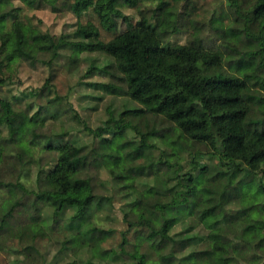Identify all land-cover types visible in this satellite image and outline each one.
<instances>
[{
	"label": "trees",
	"instance_id": "16d2710c",
	"mask_svg": "<svg viewBox=\"0 0 264 264\" xmlns=\"http://www.w3.org/2000/svg\"><path fill=\"white\" fill-rule=\"evenodd\" d=\"M180 1L183 0H172ZM28 2L30 7L38 6L37 0ZM7 3L8 0H0V28L12 20L19 47L28 57L34 58L37 51L47 47L57 53L85 47L101 51L115 60L102 72L110 73L112 69L123 73L127 95L147 105L145 112L162 116L187 139L204 143L218 160L217 171L212 174H205L203 169L197 173L182 172L180 168L170 183L155 175L142 189L134 185L121 188L126 196L132 197L129 208L138 220L125 233L127 236L132 231L135 238L132 264H148L153 250L161 253L160 264H197L196 255L207 252L213 254L214 264H237L238 261L257 264L261 257L253 251L261 250L264 245V203L256 202L264 200V195L250 196L243 188L264 171V97L253 107L243 93L249 88L264 93V77L249 85L243 75L256 67L264 73V0H256L253 10L255 19L261 22L258 34L248 35L245 46L223 36L222 54L202 46L166 43L171 32L160 26L162 15L170 8L163 1L151 12L139 11L137 24L121 33L112 27L111 16L122 17L120 3L135 7L137 0H74L69 9L77 18L75 30L71 36L57 39L19 20L16 8L4 12L2 7ZM230 3L236 5V0ZM177 29L178 26L172 33ZM1 37V48H4L7 42ZM223 61L229 72L209 76L210 70L222 68ZM95 71L92 65L88 74ZM2 106L7 114L4 120L7 137L0 142V148L18 147L19 168L15 169L14 181L0 179V192L6 193L5 199L0 198V234L11 229L16 210L25 206L26 194L33 195L35 212L51 208L48 198H52L59 201V206L51 211L53 221L65 219L63 228L68 234L70 249H86L93 257H108L111 253L102 251L101 244L112 235V230L97 225L94 220L102 209L113 207V196L99 192L91 182L87 187L70 184L76 171L71 161L75 151L36 132L40 124L56 117L50 115L47 107L39 106L29 116L12 111L11 104L5 101ZM28 107L31 110L33 105ZM118 124L116 121L110 131L111 139H101L104 149L123 136L124 127ZM172 143L176 144L173 140ZM28 144H42L57 156L43 163L41 157L35 158ZM129 144L119 143L116 151H124ZM131 153L125 155L126 160H131ZM31 166L37 168L39 175L35 188L29 192L21 180H30ZM128 167L127 174H141L145 169L130 162ZM119 173L116 178L124 176L122 171ZM261 189L264 191V186ZM233 205L238 207L233 209ZM31 219L37 224L35 216ZM49 220L50 216L46 215L42 223ZM200 226L207 230L206 235L196 231ZM177 227L182 231L169 236ZM31 231L32 239L36 238L37 230ZM33 248L31 245L27 249ZM90 260H84L83 264H91Z\"/></svg>",
	"mask_w": 264,
	"mask_h": 264
},
{
	"label": "rangeland",
	"instance_id": "374dc122",
	"mask_svg": "<svg viewBox=\"0 0 264 264\" xmlns=\"http://www.w3.org/2000/svg\"><path fill=\"white\" fill-rule=\"evenodd\" d=\"M73 1L54 0L55 6L50 11H44V4L47 3L45 1L44 4L36 6L41 9L39 15L33 16L27 23L29 22L41 32L47 33L55 39L60 36H71L75 30L77 21L76 16L69 9ZM161 1L169 3L170 8L162 15V24L160 26L162 30L171 32L166 38V43L168 44L202 46L205 49L218 51L222 54L220 46L223 42V36L230 37L232 39L231 42L234 44L245 46L248 35H257L261 27V22L255 19L253 15L256 0H236V5H232L230 0H183L178 3H174L172 0H149V2L155 4V7L145 11L151 12ZM144 2L145 0H137V6L135 7H129L125 3H120L118 9L122 17L111 16L112 27L121 33L132 29L138 21L135 19V15H124V11L129 9L135 11L141 8ZM13 3L14 0H8L7 5L2 7L3 11L7 12L11 8H14L11 7ZM16 9L18 10L17 16L19 20L24 21L20 15V11L22 10ZM80 9L83 8L81 7ZM136 14L139 15L138 12ZM148 14L150 15V13ZM11 24L12 20L9 19L0 28V37L3 33L4 35L1 39L7 42L4 48H1L0 42V142H2L3 138L7 137V129L4 124L7 114L2 106V101L10 103L12 111L25 112L29 116L36 112L39 106L47 107L50 115L56 116L50 121H61L62 115L66 116L67 111L62 112L59 107L61 104L60 92L53 85L64 76V66L67 64L69 67H80L77 57L81 51L97 53L98 58L99 56L108 57L101 51L90 47L77 48L74 51L64 49L58 53L47 47L42 51H37L34 58H30L19 47L16 32L11 27ZM58 25H62V29L59 32L57 31ZM177 26V31L172 33ZM97 62L93 61L92 65H95ZM109 70L110 73L101 71L100 74L111 75L114 70ZM223 72H229L225 61H223L221 69H212L208 72V75L216 76L223 74ZM95 73L96 71L90 75ZM25 77H27V82L41 84V87L33 89L25 88ZM259 77H264V73L259 67L243 75L244 80L249 85L253 84ZM114 79L116 80V84L112 86L104 85L103 87L113 97L108 100V103L112 105L118 102V96L127 95V92L122 91L126 86L123 76L115 77ZM117 85L121 86L122 89ZM90 87L100 88L101 86ZM21 88L24 90L21 91ZM243 94L247 103L253 107H257L259 99L264 97V93L252 88L245 90ZM51 96H55L56 99H49ZM86 99H94L96 101V108L92 112L96 114L98 122V120L102 119V108L104 107V101L108 98L80 97L77 102L79 103ZM29 104L33 105L31 110H28ZM104 110L111 115V108ZM78 115L87 119L90 125L95 122L90 111L87 109H85L84 113ZM148 115H152L151 120L147 119ZM64 118L66 119L67 117ZM73 119L75 120L77 117L74 116ZM138 120H144V126L139 130L136 127L133 128V124ZM50 121L40 124L36 132L44 137L54 138L63 148L71 147L75 151L71 157V161L75 163L76 171L70 178V184L74 187H87L91 182V184L96 185V189L99 192L113 196V207L102 209L94 220V223L97 225L102 227L107 225L104 228L112 230V235L101 244L102 251L111 253L108 256L110 261L108 257H93L92 253H89L86 249L71 250L67 243L68 234L63 228L65 219L57 220L54 223V219L52 218L51 211L59 206V201L48 198L49 207L51 208H43L40 212H35L32 208L33 195L26 194L25 206L16 210L10 223L11 229L0 234V264H39V241L36 238L32 239V229H36L37 235L41 238H43V235H47L62 241L61 250L57 253L58 256L79 254L81 257H91L89 258L91 259V264L92 259L100 261L101 264H132L131 256L136 250L133 244L135 238L134 235L132 236V231L127 236L125 233L131 226L137 225L138 220L137 216L129 208L132 197L126 196V192L121 188L134 185L142 189L155 175H158L163 181L170 183L174 172L180 168L182 172L191 171L193 173H197L200 169H203L205 174H212L217 171L218 160L214 152L204 143L187 139L175 129L172 123L165 120L162 116L147 113L143 109H128L126 113L120 114V119L113 118L104 121V126L97 127L95 130L97 139L93 142L91 151L83 156L81 155L83 149L76 150L73 147L75 138L70 136L66 131H61L58 134L55 130V123L49 125L47 129L45 128V125ZM116 121H119V127H124L121 130L123 136L117 139L111 147L104 149L101 139L105 136L111 137L110 131L113 130V125ZM127 126L132 127V130L140 135L139 142L135 140L126 141L130 144L125 150H127V153L132 152V158L131 160L127 159L128 161L125 159V155H120L125 150L116 151L117 145L121 143V140L127 134L129 128ZM61 128H63L62 121ZM31 138L32 136L29 135L28 140ZM165 138L169 139L165 140ZM152 140L159 141V144L152 143ZM172 140L176 144H173ZM28 145L31 147L35 158L41 157L43 163L57 156L56 152L44 149L42 144ZM0 150L2 152L0 179L4 182L14 181L17 177L15 169L19 168L17 161L18 147L6 145L2 146ZM6 152H15V156H6ZM219 152H221L220 147ZM129 162L134 166H145L144 171L141 174H127ZM95 163L98 166H95ZM106 165H110L116 172L122 171V175H124L123 177L116 178L117 174L115 172L110 173L113 176L110 183L114 185L111 191H109V182L101 181L98 175L93 174L101 172ZM33 172H35L36 177L39 175L37 168L31 166L30 180L28 181L32 180ZM229 174L230 172L226 173L227 176ZM253 178V181L245 185L243 192L250 196H263L264 191L261 187L264 186V171L258 173ZM25 185L30 189L29 192L35 188L32 184L25 183ZM119 185H123V187ZM5 197L6 193L4 191L0 192V198L5 199ZM118 204L119 208L116 207ZM231 207L236 209L238 206L233 205ZM67 214H70V212ZM46 215L50 216V220L48 223H42V219L46 218ZM33 216L36 218L37 224L35 225L31 219ZM196 231L200 235L207 234V230L202 226L197 228ZM125 237L128 239L127 242L125 241ZM31 245L34 248L28 250L27 248ZM253 253L261 257V260L257 264H263L264 245L261 250L255 249ZM12 257H15V259H12ZM21 257L23 259H20ZM84 260L82 259L80 264H83ZM196 261L197 264H214L213 254L211 252L198 254L196 255ZM237 264L251 263L250 261L247 263L238 261Z\"/></svg>",
	"mask_w": 264,
	"mask_h": 264
},
{
	"label": "clouds",
	"instance_id": "9594fccd",
	"mask_svg": "<svg viewBox=\"0 0 264 264\" xmlns=\"http://www.w3.org/2000/svg\"><path fill=\"white\" fill-rule=\"evenodd\" d=\"M37 4H44V0H37ZM53 0H47V3L44 4V11H50L52 7H54ZM11 7L18 8L20 11L21 19L27 22L31 20L33 16H38L39 9L36 6L30 7L28 0H14V3ZM155 7V4L149 2V0H145L142 7L133 11L131 9L124 11V15L133 16L135 15V19L138 21L140 16L136 14L139 11H145L149 8ZM35 23V21H33ZM62 25L57 26V31H61ZM78 61L80 62V67H69L67 64L63 68L64 76L58 79L53 87L60 92L61 97V104L59 107L61 108L62 112L67 111V115H62L61 121L63 123V128H61V121L52 122L50 121L45 128L47 129L49 125L55 123V130L59 134L61 131H66L70 136L75 138V143L73 147L76 150L83 149L81 155L88 153L91 151L93 147V142L97 139L95 136V130L97 127H103L104 121L111 120L113 118L120 119L121 113H126L128 109H147V105L140 103L136 100H133L128 95H120L117 97L118 102L114 105L109 104L108 100L112 99L113 97L110 96L109 92L105 90L103 87L94 88L90 86H112L116 84L115 77H119L123 75V73L119 71H113L111 75H101V71L109 64L115 63V60L109 57L99 56L97 53H89L87 51H81L77 57ZM93 61H98L95 64L96 73L93 75H88V69L92 66ZM25 88L33 89L41 87V84H33L27 82V77H25ZM121 88V86L117 85ZM122 89V88H121ZM21 91L24 89L21 88ZM123 92H127V85L125 88L122 89ZM80 97H107L108 99L104 101V107L102 108V119L96 120V114L92 112L93 109L96 108V101L94 99H86L82 102H77ZM49 99L55 100V96L49 97ZM199 103V101H196ZM112 109L111 115L105 111L104 109ZM85 109L90 111V114L93 116L94 123L89 124L88 120L85 119L83 116L78 115L84 113ZM35 111V109H34ZM77 117V119H73V117ZM64 117H67L66 119ZM135 119V118H133ZM147 119L151 120L152 115H148ZM144 120H138L133 127H136L138 130L142 129L144 126ZM142 134V133H141ZM6 135V134H5ZM104 139H111L110 136L103 137ZM135 140L139 142L140 135L137 134L136 131L132 130V127L128 128L127 134L121 143H125L126 141ZM152 143L159 144V141L152 140ZM118 147V145H117ZM127 150L120 153V155H126ZM5 155L15 156V152H6ZM115 172L117 175L120 174L116 172L110 165L104 166L103 170L99 173H93L94 175L99 176V180L109 182V191H111L112 185L110 182L113 179V176L110 173ZM35 172H33L32 180L31 181H23L22 183L26 184H35ZM127 183V181H125ZM123 187V185H119ZM130 202V201H125ZM256 203H264V200H258ZM119 208V204L116 206ZM107 227V225H104ZM182 231L181 228L177 227L172 232H169V236H175L176 232ZM43 235V234H42ZM71 238V237H69ZM36 239L39 241L38 251L40 252L39 257V264H80L82 259H89L91 257H81L79 254L71 255H57V253L61 250V240H57L56 238L49 237L47 235H43V238L37 236ZM170 247V246H169ZM161 253L155 252L153 250L152 259L149 260L148 264H160V257ZM15 259V257H12ZM20 259H23L21 257ZM92 264H101L100 261L96 259H92Z\"/></svg>",
	"mask_w": 264,
	"mask_h": 264
}]
</instances>
